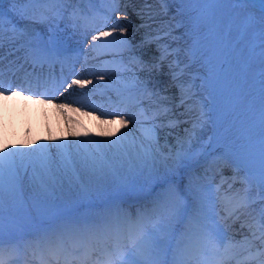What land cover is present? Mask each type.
<instances>
[{"label": "snow or ice", "instance_id": "6c2138e0", "mask_svg": "<svg viewBox=\"0 0 264 264\" xmlns=\"http://www.w3.org/2000/svg\"><path fill=\"white\" fill-rule=\"evenodd\" d=\"M74 2L93 0H0V49L7 32L9 44L18 45L17 51L25 50L26 61L41 66L63 64L70 57L51 35L45 39L34 30L18 29L14 20L19 17L44 24L54 34L66 11L62 6ZM160 3L180 5L176 13L182 19L176 20L172 27L185 28L191 41L183 49L189 63L183 68L178 59L169 63L172 79L180 91L177 107L184 108L181 115L188 119L183 123H190L191 127L184 129V137H177L176 146L165 151L159 142L158 129L176 128L181 121L169 118L167 124L158 122V117L167 118L172 110L153 100L156 108L150 116L142 107L138 114L127 119L121 111L102 113L114 117L101 121L102 124L110 129L117 123L120 125L101 133L109 137L106 140L39 144L29 151L0 146V264H13L12 257L20 251L13 240L14 233L28 221H32L30 226L36 232L35 248L57 260L63 256L64 264H88L97 249H102L103 264H158L161 250L171 253L172 264H229L230 253L237 243L226 242L216 219L217 196L210 184L188 170L199 157L219 150L220 158L235 166L245 185V195L239 196L228 217L236 215L239 219V210L254 203L247 196L252 182L261 189L260 200L264 204V0H160ZM71 18L75 26L79 18L77 10L72 11ZM117 28L125 31L118 21L112 30ZM110 36L112 32L100 31L92 40ZM173 39L182 40L184 36ZM113 40L130 49L126 38L113 37ZM107 46L92 44L91 50ZM180 51L175 50L177 54ZM128 54L131 60L136 59L130 51ZM170 54L165 48L161 61ZM2 62L0 57V65ZM113 63L116 61L105 62ZM194 64L199 66L198 75L188 71ZM156 67L159 65H153ZM27 75L31 74H26V78ZM186 75L188 78L184 79ZM88 83L91 81L72 79L68 87H84ZM11 88L9 84L4 89L0 80V96L7 99L23 91L13 92ZM143 89L150 100L158 96L146 84ZM58 107L64 110L69 106ZM129 123L138 134L129 130L111 139ZM206 128L211 135L205 143H198ZM3 144H7L6 139ZM183 175H188L187 184L182 183ZM125 197L134 198L129 209L116 203ZM96 201L103 204L104 211L94 210ZM29 207L37 210L38 220H32ZM260 215L261 221L252 235L264 245V207ZM240 244L252 247L247 238ZM26 247L33 244L30 242ZM255 256H264V251L257 249Z\"/></svg>", "mask_w": 264, "mask_h": 264}, {"label": "rangeland", "instance_id": "374dc122", "mask_svg": "<svg viewBox=\"0 0 264 264\" xmlns=\"http://www.w3.org/2000/svg\"><path fill=\"white\" fill-rule=\"evenodd\" d=\"M111 1L112 0H93V2L91 3L85 2V3H80V5L81 7H85L88 10H92V11L97 10V12H99L101 7H104V9H102V12L100 13V16L104 17L108 13L107 11L110 8V6H112ZM121 2L122 3L120 4L123 7L126 6L129 13L126 14L119 13L114 15V18H116L115 19L116 21L119 22L121 21L120 25L124 27L125 31L121 32L119 28L113 31L112 25L106 22L104 25L105 27L100 31L112 32V36L103 38L102 40L99 41H93L92 38L90 40L88 39L86 40L85 37L84 38L82 37L81 35L82 33L90 32L93 29L86 30V27L88 26L86 25L84 15L81 12H78L79 18L75 21V26L70 13L66 14L63 19H60L58 21V27L54 28V34L49 33L46 25L35 24L32 21L24 20L23 18H21L20 24H17L16 26L18 29L24 28L29 31L34 30L35 32H39L44 38H47V36L49 37L51 35L54 41L55 38H57L55 42L58 44V46H60L61 49H65L69 53H71L69 55V57L71 58H74L77 52H79L78 72H82L81 71L82 65L88 67H96L98 65L96 62L101 61L102 58L106 56L109 57L107 61L114 60L115 59L114 50L116 49V46L119 45V42L118 40H113V37L126 38L127 41L131 42V45L137 44L139 48L137 49V51L139 50L140 52L139 55L142 58L141 61H146L149 66L153 65V63L155 62L152 61V59L155 58L153 57V55L156 57L161 56V53L164 51L165 48H167L168 52L171 53L170 55L167 56V59H165L163 62L161 60L160 61L156 60V65L160 63H163V65H159V67L154 70H152L151 67H145V71L143 68L144 73H140V74L138 72L135 73L136 74L135 79L139 78L140 82L141 80H148L150 82L153 81L154 79L160 81L159 82L160 86L158 88L159 89L158 96L153 97L152 100L149 99L150 101L146 100L145 103L138 104L137 107L131 108L129 110L131 113H127L128 116H132L133 114H138L142 107L146 110V114L150 116L152 115V111L156 108V104L154 103L153 105V100L159 101L163 106H167L171 108L172 111L167 118L164 116L158 117V122H163L164 124H167V119L169 118L177 119L181 121L179 126L176 128L163 127L158 129L160 145L164 148L165 151H167L169 147L176 146L177 137H181V138L184 137L185 135L184 129L191 127L190 123H183L184 120L188 119L187 116L181 115V113L184 112V108L182 106L177 107V105H179L180 103V91L176 86V82L173 81L172 79L173 73L172 70L169 68V63L172 62L174 59H178L180 61L181 68H183L185 64L189 63V61L185 56V52L183 51V49H186L188 45L191 43V41L185 35V28L172 27L173 25H175L176 20L182 19V17H180L176 13V9L180 7V5L172 4V3L162 4L160 3V0H124V2L122 0ZM75 6H78V4H75ZM174 16L176 18L175 20H173ZM102 22L103 20H100V24ZM79 26H82V28H79ZM97 28H101L100 25H98L95 29ZM169 32H171V35H169ZM98 33H95L94 35H98ZM161 33L163 36H161ZM7 35L8 34L6 32L4 45H10L7 39ZM180 36H184V39L182 40L173 39V37H180ZM144 39L147 40L146 43H143ZM137 42H141V44H138ZM92 44H96V45L107 44L108 46L98 47L96 50H91ZM176 49H181V51L177 54L175 52ZM198 68L199 66L194 64L190 69H188V71L192 75H198V71H197ZM103 71L104 70L102 69V72ZM102 72H97V73L95 72L96 74L95 76H93L95 81L92 80L90 84H95L100 82L101 80L102 81L106 80ZM100 76H103V79H100ZM127 76L128 79H132L131 78L132 74H128ZM119 77L124 78L123 75ZM187 78L188 77L186 75L184 79ZM198 82L199 81H197V83ZM75 87L77 88L79 86L75 85ZM175 102H176L175 104L176 106L174 107L173 103ZM67 110H70L69 111L70 116L68 115V117H66L67 120L69 119V122H67L66 119H62V117L58 119L59 116L64 114V111L66 112V109H64L63 112L60 113V115H58L56 119H54L53 124L51 123L45 124V126H42V124L38 122L36 119H34V121L27 120L26 115L17 116L12 112L13 116L6 117L2 113L1 114L2 116L0 115V146L9 149L16 148V149L29 151L35 148L36 146H38L39 144H47L51 146L54 143H71L74 141H79L84 139H96V140L109 139V137L102 136L101 132L97 130L96 126H94L92 123L87 122V118H85L80 111H74L69 107L67 108ZM40 114L47 115L48 111L45 109ZM93 115L95 116V114ZM30 117L33 119L32 115ZM140 119H142V117ZM33 122L34 124H32ZM70 122H72L71 126L75 127L76 129L75 132H72L70 130L71 126L68 124ZM145 123L148 122L145 121ZM129 125H131L129 130H131L133 133H137V130L133 126V124L129 123ZM118 127L119 125L116 128ZM114 129L115 127H113L110 130H114ZM122 129L123 130H121V132L118 133L116 137H111V139H116L121 134L125 132H129V130H127L126 128H122ZM209 135H211V131L206 128L200 134V139L198 143H205ZM52 138H55V140H53ZM5 139L7 140L6 145L3 144V141ZM213 155H216L218 157L215 156V158H211L212 155L209 156V159H205L204 156H201L203 157L202 159H200L199 157L198 162H193L188 172L193 176L201 177L205 183L211 184V188L217 196L216 212L218 213L217 216L220 218V215L224 214L226 211H230L235 206L239 196L245 195L243 191L245 185L241 183L240 176L237 174L235 166L230 161L220 158L221 152L219 150L218 152H214ZM215 161L216 162L222 161L224 165L228 166L227 167L228 171H224L225 168L223 169L221 165L217 168ZM181 171L182 173L184 172V170ZM240 175H242V173ZM209 177L224 178L227 184L225 187H222L220 190V187L218 185L210 182L217 178L211 180ZM238 178L239 180H237ZM187 181H188V175H183L182 183L187 184ZM225 182L224 180H222V183L224 185ZM217 189H219V192H216ZM261 194H262L261 189L257 187L255 182H252L251 189L247 193V196L250 200L254 201V203L249 208L245 209L246 211L244 214L240 211L237 213L239 219H237L236 217L232 218L234 219L233 221H237L238 227L236 228L237 229L239 228L238 230L243 232L242 239L240 237V240H245L246 238L249 239L252 233L257 230V226L261 221L260 210L262 207H264V204H262L260 200ZM125 198L134 199L132 197H125ZM97 203H100V201H96V204ZM99 208L100 206H97L95 207L94 210L99 212L98 211ZM82 209L84 208H81V210ZM242 210L244 209H241V211ZM28 211L32 217V220L39 219L38 215L36 214L35 208L29 207ZM31 223L32 221H28L27 225L30 226ZM230 223L231 222L229 219L228 221L223 222L224 225L228 224L229 226ZM235 225H233L232 227H235ZM256 234L259 235V232L257 231ZM235 236L236 235L234 234L233 237ZM228 241L232 242L233 238L232 240L228 239ZM257 249L264 251V245H261L260 241L255 239L252 241L251 248H249L248 246L242 248L243 254L246 253L247 256L244 255L246 259H243L240 264H245V263L262 264V262H264V256L256 257L255 253ZM162 252L163 251H160L159 255H161ZM170 255L171 254H169L168 257H170Z\"/></svg>", "mask_w": 264, "mask_h": 264}, {"label": "bare ground", "instance_id": "6f19581e", "mask_svg": "<svg viewBox=\"0 0 264 264\" xmlns=\"http://www.w3.org/2000/svg\"><path fill=\"white\" fill-rule=\"evenodd\" d=\"M124 8L127 9L126 6H124ZM114 22H117L115 19L116 18H112ZM119 22V21H118ZM121 22V21H120ZM119 22V23H120ZM24 29V28H23ZM29 29V28H28ZM124 36V35H123ZM133 37V36H131ZM132 40V39H131ZM129 42V45H130V49L129 51L131 52V54L133 56H138L140 54L139 50L137 51L138 46L137 44L136 45H131V42ZM150 45V44H149ZM81 46V45H80ZM87 48V47H86ZM150 48H153V47H150ZM152 50V49H151ZM144 51V50H143ZM84 52V51H83ZM142 52V51H141ZM82 64V62H81ZM97 73V72H96ZM95 73V74H96ZM148 73V72H147ZM138 76V75H137ZM162 80V79H161ZM170 85V84H169ZM167 89V88H166ZM171 89V88H170ZM162 91V90H161ZM167 91V90H166ZM168 92V91H167ZM170 94V93H169ZM163 95V94H162ZM157 98V97H156ZM166 99V98H165ZM1 100L4 101V103H1ZM175 103H173L174 107L176 106ZM58 105H62V103H49L47 101H44L43 103L38 100V98H32V97H28V96H23V95H19V96H11L7 99H2V97L0 96V115L3 113L4 116L6 117H11L13 116V113L16 114L17 116H24L26 115L27 117V120H30V121H34V119H36L38 122H40L42 124V126H45V124H53L54 122V119H56L58 117V115H60V113L63 112V110H61ZM154 105V103H153ZM72 110H75L77 109V107H70ZM47 110L48 111V114L47 115H44V114H40L42 113L44 110ZM79 109V108H78ZM69 111L70 110H67L66 109V112L64 111V114H62L61 116H59L58 119H60V117H62V119H66V117H68L69 115ZM79 111L81 112V114L87 118V122L89 123H92L94 126L97 127V130L99 132L102 133V131L106 132V131H109V126L107 124H102L101 121H106V120H111L113 118H108V119H105L103 117H100V119L98 120L97 118L93 117L92 115H84V113H88L84 110H81L79 109ZM13 112V113H12ZM75 113V112H74ZM77 113V112H76ZM33 116V119L30 117V116ZM2 116V115H1ZM15 116V115H14ZM70 116V115H69ZM35 117V118H34ZM13 118V117H12ZM125 118L127 119L128 116L126 115ZM118 119V118H117ZM67 122H69V119L67 120ZM58 122V121H57ZM59 123V122H58ZM74 123V122H73ZM34 124V122L32 123ZM70 126L72 125V122L68 123ZM131 124V123H130ZM119 125V123H117L115 126L113 127H117ZM63 126V125H62ZM131 125L128 124L127 127H125L127 130H129ZM120 127V125H119ZM70 130L72 132H75V127L74 126H71L70 127ZM123 130V129H121ZM212 167V166H211ZM228 167V166H227ZM214 168V167H213ZM228 169V168H227ZM226 174V173H225ZM213 179L214 178H217L215 181L216 183H220L221 182V179L222 178H218V177H212ZM239 180V178L237 179ZM260 201V200H259ZM258 204V203H257ZM245 209L240 211L242 212L243 214L245 213ZM234 223V224H233ZM237 226H236V225ZM235 225V227H228L227 228V233H230V234H237L236 237H232L234 238V240H240V237L242 239V233L240 230H238L236 227H238V224H237V221H231V226ZM246 229V228H245Z\"/></svg>", "mask_w": 264, "mask_h": 264}]
</instances>
